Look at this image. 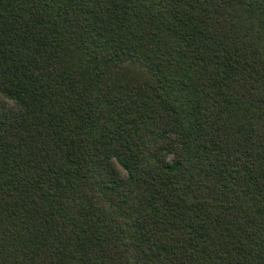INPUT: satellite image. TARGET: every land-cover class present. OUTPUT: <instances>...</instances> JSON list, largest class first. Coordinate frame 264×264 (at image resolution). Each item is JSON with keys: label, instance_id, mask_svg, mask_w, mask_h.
Wrapping results in <instances>:
<instances>
[{"label": "trees", "instance_id": "trees-1", "mask_svg": "<svg viewBox=\"0 0 264 264\" xmlns=\"http://www.w3.org/2000/svg\"><path fill=\"white\" fill-rule=\"evenodd\" d=\"M0 264H264V0H0Z\"/></svg>", "mask_w": 264, "mask_h": 264}]
</instances>
